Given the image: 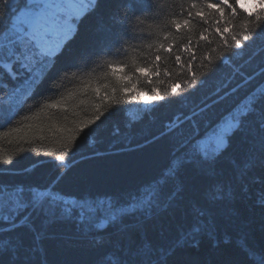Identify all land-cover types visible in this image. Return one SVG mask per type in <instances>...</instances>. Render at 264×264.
<instances>
[{
    "label": "snow or ice",
    "instance_id": "1",
    "mask_svg": "<svg viewBox=\"0 0 264 264\" xmlns=\"http://www.w3.org/2000/svg\"><path fill=\"white\" fill-rule=\"evenodd\" d=\"M239 3L240 0H191L186 12L180 13L183 21H171L177 33L187 30L189 35L175 45L161 44L152 67H137L135 73L159 77L162 50L168 55L175 51L176 65L189 75L183 82L173 83L165 94L153 88L151 101L174 96L182 102L189 96H198L219 78L233 48L243 49L264 38V0H253L257 10L243 8L242 12L237 7ZM156 7L154 0H125L110 16V23L105 24L100 15L101 0H0V117L12 123L17 107L33 100L46 83L54 86L73 69L79 70L82 63L91 64L105 52L119 54L133 38L136 21ZM241 15L244 22L237 31L234 21ZM94 22L97 23L93 26ZM197 25L202 27L193 39L191 33ZM216 43L224 51L213 56L217 49L212 45ZM204 46L207 49L201 55ZM198 61L207 71H193ZM109 67L113 73L125 71L123 66ZM163 75L170 73L164 71ZM120 79L131 77L125 74ZM236 91L237 88H229L227 82L221 81L205 93L198 105L199 112L193 113L204 114L200 120H193L187 130L183 121L175 129L167 127L164 134L168 137L169 163L130 190L99 191L88 186L66 195L59 187L70 171L66 161L71 163L89 134L100 135L107 120L120 119L118 112L105 114L98 110L93 118L64 129L66 135L58 145L60 153L54 155L59 167L51 183L42 186L0 179V233L9 234L7 259L4 247L0 246V264H29L30 250L23 238L12 235L20 229L27 228L40 239L49 226L65 225L72 231L73 241L83 242L94 229L104 228L110 222L125 225L108 234L109 242L121 249L120 264H235L219 243L211 244L210 259L204 258L200 250L204 240H215L220 211L230 209L251 190L248 175L238 169L235 155L242 151L245 156L251 154L255 166L264 169V96L248 97L243 107H225L228 97ZM141 98L138 92L130 95L131 100ZM176 102L167 100L168 104ZM111 135L119 136L120 128L114 127ZM24 151L20 149L21 153ZM31 151L40 155L36 149ZM16 163L12 158L0 157V177L29 171L27 167L17 169ZM38 163L41 161L32 162L33 166ZM189 191L198 193L200 208L187 229L163 247L148 240L150 231L161 230L172 217L188 213L182 194ZM261 196L264 197V188Z\"/></svg>",
    "mask_w": 264,
    "mask_h": 264
},
{
    "label": "trees",
    "instance_id": "2",
    "mask_svg": "<svg viewBox=\"0 0 264 264\" xmlns=\"http://www.w3.org/2000/svg\"><path fill=\"white\" fill-rule=\"evenodd\" d=\"M124 2L101 0L100 15L105 24L110 23V16ZM190 2L154 0L157 6L155 11L142 15L136 21L133 38L123 45L119 54L109 55L105 52L87 66L82 63L79 70L73 69L54 86L50 87L46 83L33 100L17 107L12 123H8L6 117H0V157L18 161L15 165L17 169H29L23 175L5 174L0 179L42 186L51 183L59 167L54 155L60 153L58 145L66 135L64 129L73 128L80 121L93 118L98 110H103L105 114L118 112L120 119L107 120L100 135L95 132L88 135L71 163L66 161L70 171L59 187L66 195L88 186L99 191L130 190L141 180L158 174L169 163L168 137L164 134L166 128L175 129L183 121L182 126L187 130L193 120H200L204 114L193 116V113L199 112L198 105L202 103L205 93H210L211 87L225 81L229 88H237L228 97L225 107H243L248 97L264 96V38H261L243 49L233 48L228 53L230 60L219 73V78L213 80L212 85L198 96H189L182 102L177 97L166 96L165 101H153L142 111L132 112L131 94L138 92L151 96L153 88L165 94L170 92L173 83H181L188 77V71L176 65L175 51L171 55L160 51L159 77L139 76L135 68L152 67L153 58L161 44L175 45L186 39L188 31L177 33L171 21L175 19L182 22L184 17L180 13L186 12ZM237 7L242 12L243 9L239 5ZM253 10H257V6ZM243 22V15L235 19L237 31ZM201 27L197 25L193 30V39ZM212 47L217 49V52L212 53L213 56L224 51L219 43ZM206 49L207 46L202 47L200 54ZM110 65L123 66L125 71L113 73ZM164 71L170 75H163ZM193 71L199 74L207 69L198 61ZM125 74L131 79H120ZM124 88L134 91L125 93ZM177 91L181 92L182 89ZM167 100L177 102L168 104ZM114 127L120 128L119 136L111 135ZM21 148L25 149L22 153ZM31 149H36L40 155L37 156ZM45 152L51 155H43ZM94 152L100 155H94ZM36 160L41 163L33 166L32 162ZM235 160L238 169L247 173L251 190L245 198L235 201L230 209L220 211L216 238L212 242L204 240L200 251L204 258L210 259L211 244L219 243L231 254L235 264H264V211L261 210L264 208L261 202L264 199L261 196L264 169L255 166L253 156H245L243 151L235 155ZM182 199L188 205V213L172 217L161 230L150 231L148 240L163 247L187 229L193 215L198 213L200 203L198 193L193 191L182 194ZM97 223L100 221L97 220ZM117 227L123 229L125 225L110 222L104 228L94 229L83 242L73 241L72 231L60 224L49 226L40 239H36V234L27 228L12 235L23 238L30 250L29 264H120L121 249L108 239V234L114 233ZM37 230H40L39 222ZM8 245L9 234L0 233V246L5 249L6 259Z\"/></svg>",
    "mask_w": 264,
    "mask_h": 264
},
{
    "label": "rangeland",
    "instance_id": "3",
    "mask_svg": "<svg viewBox=\"0 0 264 264\" xmlns=\"http://www.w3.org/2000/svg\"><path fill=\"white\" fill-rule=\"evenodd\" d=\"M242 9L248 8L253 10L256 5L253 3V0H240V3L238 4ZM142 98L133 100L131 110L133 113H138L139 111H142V109L146 106H148L151 102L150 95L141 94Z\"/></svg>",
    "mask_w": 264,
    "mask_h": 264
}]
</instances>
